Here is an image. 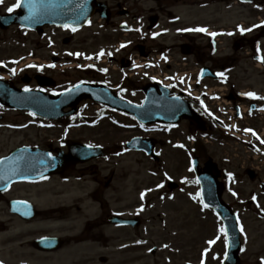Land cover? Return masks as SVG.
Returning a JSON list of instances; mask_svg holds the SVG:
<instances>
[{
    "label": "flooded vegetation",
    "instance_id": "obj_1",
    "mask_svg": "<svg viewBox=\"0 0 264 264\" xmlns=\"http://www.w3.org/2000/svg\"><path fill=\"white\" fill-rule=\"evenodd\" d=\"M141 1L98 0L104 12L97 11L84 28L75 31L70 27H45L35 32L20 29L21 52L14 56L13 63L2 61L5 65L0 66V80H7L17 90L42 91L52 97L83 84L97 88L102 101L118 99L132 105L142 104L145 87H151L157 98L168 93V97L186 101L202 113L206 138L186 121L174 127L134 125L135 131L154 140L153 151L158 157H172L178 163L176 155L185 153L197 157L201 166L210 159L207 149L216 144L218 125L217 119L203 110L207 100L221 99L218 95L206 99L204 95L195 100L191 95L205 94L220 83L226 91L220 97L229 103L227 111H233L232 116L227 115L228 121H237V128L249 141L248 149L261 155L264 0H146L148 8L140 7ZM234 6L244 8L245 31L236 39L226 31L220 39L217 31L230 27L217 25L216 9L220 7L229 16ZM193 12L197 19L191 20ZM198 28L206 31H188ZM94 107L102 115L111 114L119 121L135 124L108 106L90 100L81 101L75 116L60 122L40 120L0 104V160L16 148L10 146L11 137L20 136L29 128L40 133L30 143L21 142L20 147L38 148L51 156L59 150L67 153L68 143L76 140L70 138L73 125L78 123L84 108ZM25 124L28 125L21 128ZM45 125L48 128L42 127ZM41 131L49 132L44 135L46 139L41 137ZM225 131L231 134L229 129ZM225 139L233 141L230 137ZM91 143L104 147L102 158L71 165L59 176L42 181L13 184L0 193V215L6 218L1 224L0 264H119L121 227L112 219L121 213L120 187H113L112 177L107 183L98 177L105 171L112 173L114 158L122 150L120 145L111 148ZM56 182L66 185L70 195L58 207L54 205L58 196ZM13 202L25 210L16 214L12 211ZM46 238L58 241L49 246L37 245ZM241 264L253 263L247 260Z\"/></svg>",
    "mask_w": 264,
    "mask_h": 264
},
{
    "label": "rangeland",
    "instance_id": "obj_2",
    "mask_svg": "<svg viewBox=\"0 0 264 264\" xmlns=\"http://www.w3.org/2000/svg\"><path fill=\"white\" fill-rule=\"evenodd\" d=\"M6 3L14 4L15 0H6ZM149 5L145 0L140 2L142 8H148ZM232 13L229 20L239 33L245 11L234 9ZM196 17V14H191V20ZM216 17L217 21L224 22L223 14L217 13ZM17 37L18 32L14 29L8 33L0 32V59L14 58L21 52L16 45ZM95 114L96 109H86L84 117L91 118ZM101 132L103 135L100 136ZM39 133L30 129L20 136L11 137L10 146L21 142L30 143ZM47 133L49 132L41 131V137L46 139L44 135ZM130 134L132 133L103 122L98 128L73 130L70 138L101 143L113 148L114 145H122L132 136ZM207 155L219 165V169L223 168L220 179L225 186L223 200L240 216L239 223L250 241L244 258L251 260L258 250H261L260 255L264 258V220L255 215L252 209H247L246 205L250 198L257 197L260 208L264 210V193L260 189V183H264V170L259 174V181L250 182L244 174V168L248 167L247 162L254 161L252 155L247 154L243 148L237 150L234 144L227 145L221 141L210 144ZM176 159L178 163H174L172 157L164 156L160 163L154 164L142 155L125 153L114 159L112 173L110 170L105 171L98 177L105 183L113 178V187H120V210L130 209V216L135 213L143 223L135 232L121 230L120 264H155L164 261L174 264H197L200 251L207 246L205 240L220 236L221 223L210 212L203 211L199 205L198 185L190 173L188 157L176 155ZM260 162L264 163V160L261 159ZM158 166H162V169ZM261 169H264V164ZM169 180L177 184L183 180L187 183L171 193L166 187ZM55 186L58 194L56 203H66L70 197L68 187L61 186L58 182ZM2 217L3 215H0V221H4L5 217ZM215 245L216 248L211 251L205 264H215L211 262L212 254L221 253V242ZM152 249H155V252L150 255Z\"/></svg>",
    "mask_w": 264,
    "mask_h": 264
},
{
    "label": "water",
    "instance_id": "obj_3",
    "mask_svg": "<svg viewBox=\"0 0 264 264\" xmlns=\"http://www.w3.org/2000/svg\"><path fill=\"white\" fill-rule=\"evenodd\" d=\"M94 7V0H22L20 12L17 15L1 17L0 27L8 28L10 25H21L33 28L45 24L81 25L88 19L94 10ZM25 17H28V19H25ZM19 99L20 108L31 110L44 117L58 118V115H56L60 111L58 106L53 109H47V107L43 108V106H40L41 103L42 105H52L45 99H28L23 96H19ZM122 110L135 116L141 123L153 121L160 122L164 121V117L167 118L169 116L168 113L157 111L161 110V108L156 109L155 105L149 104L147 101L141 108ZM168 112H170V110H168ZM182 116L191 119L198 128H202L200 120L196 116H189L188 113H183ZM131 145L133 146L134 144L132 143ZM24 153L28 154L26 150ZM29 154L28 159H32L34 155L41 159L43 157V154ZM18 156H20V153L18 155H14V157ZM93 156V152L88 153L82 151L79 154H69L67 156H60L57 159H48L46 162L39 161L38 163H29L25 160L24 168H21L17 161L8 159L10 165H14L12 172L9 174L14 175L15 180H37L64 170V168L70 163L85 162ZM0 175H2V173H0ZM196 175L201 185V195L204 203L207 204L208 207L212 208L221 217L225 224L228 232L227 236L230 242L229 262L236 264V256L239 252L238 232L235 227L233 215L228 207L220 201L222 187L217 182L218 172L214 166L207 164L203 173H199L197 168Z\"/></svg>",
    "mask_w": 264,
    "mask_h": 264
},
{
    "label": "snow or ice",
    "instance_id": "obj_4",
    "mask_svg": "<svg viewBox=\"0 0 264 264\" xmlns=\"http://www.w3.org/2000/svg\"><path fill=\"white\" fill-rule=\"evenodd\" d=\"M3 2H4V0H0V4H3ZM21 6H22V0H16L15 5H13L12 7H9V8H8V12L11 13V12L15 11L16 9L20 8ZM25 19H28V17H25ZM73 31H75V29H73ZM188 31L205 32L206 29H203V28H198V29H188ZM243 31H245V30H244V29H241V32H243ZM248 31H251V29H248ZM212 35L215 36L216 33H212ZM229 35H231V33H229ZM121 47H124V45H121ZM77 55H79V54H77ZM100 55H103V53H101ZM109 55H111V54L109 53ZM89 59H91V57H89ZM53 66H54V65H49V67H53ZM30 67H33V66L30 65ZM218 75H222V74H219V73H218ZM77 87H79V86H77ZM24 91L27 92V91H30V90L27 89V88H25ZM248 95H249L250 97L253 96L252 93H249ZM253 135H255V133H253ZM88 147H89V148H92V147H94V146H93V145H88ZM161 187H162V185H161ZM233 195H235V193H233ZM197 196H199V194H197ZM141 198L143 199V194H142ZM195 198H196V197H194V199H195ZM253 199H255V197H253ZM200 202H201L203 208H207V207H208V205H207V204H204L202 200H201ZM237 223H239V221H237ZM243 231H244V230H243V228L241 227V228H240V232H241L242 234H243ZM219 233H220V235H222V236L224 237V245H225V248L227 249V248L229 247V241H228V236H227V231H226V229H225L224 227H221V228L219 229ZM216 239H220V236H217ZM214 243H216V240L209 241V244H214ZM225 256H227V253H225ZM201 264H203V261L201 262ZM261 264H264V260L261 261Z\"/></svg>",
    "mask_w": 264,
    "mask_h": 264
}]
</instances>
